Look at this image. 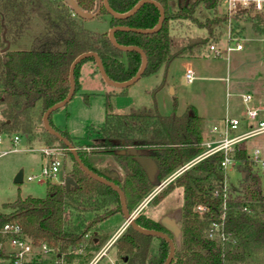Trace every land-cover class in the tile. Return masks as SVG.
<instances>
[{
	"label": "trees",
	"instance_id": "1",
	"mask_svg": "<svg viewBox=\"0 0 264 264\" xmlns=\"http://www.w3.org/2000/svg\"><path fill=\"white\" fill-rule=\"evenodd\" d=\"M76 1L83 10L91 12L98 0ZM108 1L113 10L125 13L140 0ZM157 1L165 11L160 29L154 32L119 29L115 32L118 43L137 45L146 53L147 67L143 75L157 74L162 66L168 67L178 57L204 54L218 41L217 26L226 20L219 14L218 0ZM201 8L207 9L211 15L200 18L197 13ZM39 9L55 17L46 21V32L35 38L31 49H6L8 43L15 42L25 32ZM102 15L110 17L111 27L122 25L146 29L156 26L160 10L154 3L146 2L132 15L116 18L102 5L97 16ZM243 16L251 17L254 29L264 34V14L261 11L252 9L247 14L235 15V18ZM84 21L64 0H0V134H20L48 146L58 143L71 155L73 165L67 174L78 183L77 187L67 190L64 182L47 179L45 196L19 195L14 201L6 202L5 207L11 211H0V229L6 222H19L26 236L35 243L46 241L68 262L79 257L77 251L94 224L117 211L122 212L121 202L116 190L86 173L66 144L46 130L43 115L51 105L68 95L70 67L80 54L97 52L108 76L115 81L132 78L142 65L140 52L117 48L111 42L108 30H92ZM175 22H187L206 32L204 35L175 33ZM232 31L241 35L237 26ZM85 62L96 66L93 57L85 58L77 65L76 90L80 87L79 78ZM95 70L99 72L97 66ZM111 94L107 93L103 125L99 129L88 128V137L96 133L95 142L82 143L67 129L56 127L53 114L57 110L51 113L49 120L77 148L85 165L123 189L127 207L133 211L165 178L203 151L204 117L193 105H188L181 114L163 115L157 106L117 113L109 101ZM131 146L140 155L155 161L152 173L129 151ZM105 155L111 161L105 159ZM236 158L244 169L239 188L230 185L227 191L224 190L223 154L217 152L180 174L153 199L151 203L158 204L175 186L183 188L178 236L144 213L136 217L140 226L164 230L173 238L176 250L171 264H247L250 257L264 246L263 176L255 169L244 143L240 145ZM97 162L106 166L114 164L119 174L101 170L96 166ZM72 211L83 215L78 217L81 218L79 222H73ZM88 212L95 213L89 220L86 218ZM84 219L88 221L85 227L81 225ZM94 238L93 255L105 241L99 237L96 242ZM154 238H158L155 250L152 249ZM113 246L117 251L116 259L120 258L124 264H164L170 251L164 238L141 233L131 225L125 228Z\"/></svg>",
	"mask_w": 264,
	"mask_h": 264
},
{
	"label": "rangeland",
	"instance_id": "2",
	"mask_svg": "<svg viewBox=\"0 0 264 264\" xmlns=\"http://www.w3.org/2000/svg\"><path fill=\"white\" fill-rule=\"evenodd\" d=\"M197 14L200 18L205 19L211 15V12L201 8ZM50 18L55 17L53 15L50 17L44 9H39L25 32L11 43L10 49H31L34 46L35 38L46 32V21ZM234 22L241 28V41L244 48L222 55H215L209 49L205 50L204 56L202 53V55L194 57L195 76L191 81L186 77L187 63L191 62L194 65V62L192 60L185 61L186 57L174 59L168 67L162 66L157 74L143 75L124 89L106 85L100 79L99 72L95 70L97 75H92L89 72L85 62L83 64L85 83L78 87L67 104L57 109L53 114L55 126L59 129H67L82 143L95 142L96 133L88 137L87 131L90 127L99 129L103 125L106 117L107 93H112L109 101L113 111L117 113H127L132 108L157 106L163 115L173 112L181 114L188 105H193L201 116H205L204 125L208 128L215 122H220V119L227 113L233 116L240 115L245 109V104L242 101L243 94L252 93L254 95L253 104L264 107V34L254 29L251 17L235 18ZM84 24L95 31H106L109 27V16L102 15L85 19ZM192 27L194 31H204L194 25ZM216 31L218 36L216 43L220 47H225L228 44V23L220 22ZM233 43L231 42V44ZM13 137V135L8 136L2 133V142H0V152L12 149L7 154L0 156V211L5 212L11 211V208L5 207L6 202L14 201L19 195L22 197L28 195L43 197L47 194V179L57 180L56 177L28 179L32 175L40 176L42 167L47 162L48 156L40 149L57 148L61 153L62 169L65 173L69 172L73 165L71 155L56 142L48 146L35 139L30 141L23 135L17 141H14ZM246 143L249 154H252L256 147L263 149L264 134L249 138ZM15 148L16 150H13ZM88 149H91V146ZM243 171V166L231 167L228 170L229 185L239 188ZM20 172H22V181L17 182L16 179ZM163 199L157 207H154L156 205L154 203L149 205L150 208H154L155 217L158 218L165 212L180 216L184 200L183 188L175 186ZM72 214L74 223L79 222L81 218L78 217L83 216L76 211H72ZM87 220L82 221L83 227L86 226ZM122 220L121 213H113L94 224L89 231L93 233L96 231L106 232L110 236L119 229ZM179 222L180 220L176 222L177 226L180 225ZM93 236L92 233L89 234L88 239L84 236L81 245L82 251H77L80 254L79 257L67 261L69 264H87L97 253L95 252L93 255L91 249L94 246ZM157 243L158 238H154L153 250ZM116 252L114 246L110 247L95 264H124L120 258L116 259ZM90 256L92 257L89 259ZM247 264H264V246L250 257Z\"/></svg>",
	"mask_w": 264,
	"mask_h": 264
},
{
	"label": "built area",
	"instance_id": "3",
	"mask_svg": "<svg viewBox=\"0 0 264 264\" xmlns=\"http://www.w3.org/2000/svg\"><path fill=\"white\" fill-rule=\"evenodd\" d=\"M252 9L261 11L264 14V0H218L219 14L225 17V21L228 23V44L225 47H220L217 43H213L209 46V50L215 55H222L233 50H242L244 48L241 41L242 36L235 35L232 31V28L237 26L234 22L235 15L241 13L247 14ZM238 29L241 28L238 27ZM231 42L234 43L231 44ZM186 77L189 81L194 78L193 64L191 62L187 63ZM242 101L245 104L243 112L237 116L227 113L220 119V122H215L210 128L209 135H204L202 143L203 151L190 161L181 165L156 186L132 211L133 216L137 217L180 174L204 158L217 152L223 154L221 166L225 171L224 190H228L230 186L228 183V170L231 167L242 165V162L236 158L240 145L244 143L248 146L246 141L249 138L264 134V107L253 104L254 95L252 93L243 94ZM20 137V135H15L13 140L17 141ZM0 142H2L1 134ZM13 150H16V148ZM40 150L48 156L47 162L43 165L40 176L32 175L28 179L33 180L37 177H56L59 179V174L63 170V162L60 157L61 153L58 152L57 148H42ZM10 151L12 149L4 150L0 152V156ZM249 157L254 161L255 169H258L263 176L264 150L261 147H256L252 154H249ZM0 235V264H69L65 257L57 254L54 248L46 241L35 243L30 237L26 236L19 222H6L0 229ZM115 241L116 238H113L87 264H95ZM78 251L81 252L82 249L80 248Z\"/></svg>",
	"mask_w": 264,
	"mask_h": 264
},
{
	"label": "water",
	"instance_id": "4",
	"mask_svg": "<svg viewBox=\"0 0 264 264\" xmlns=\"http://www.w3.org/2000/svg\"><path fill=\"white\" fill-rule=\"evenodd\" d=\"M64 1L72 8V10L74 11L75 14H78L79 16H81L84 19H91V18L97 16L99 14L101 8H102V5H104L106 7V9L109 11V13L112 14L116 18H125V17L132 15L146 2L154 3L160 10V19H159L158 23L156 24V26L153 28L143 29V28H133V27H129V26L116 25V26L111 27L109 30V38H110V40L114 46H116L117 48L124 50V51L136 50V51L140 52V54L142 55V65H141L140 69L138 70V72L132 78H130L126 81L112 80L108 76V74L105 70V67L103 65L102 59L97 52L89 51V52H84V53L80 54L79 56H77L74 59V61L71 64V67H70V77H69L70 78V90H69L68 95L63 100H61L60 102H57V103L51 105L45 111V113L43 115V124H44V127L46 128V130H48L51 134L55 135L56 137H58L60 140H62L66 144V146L69 148V150L73 154L76 162L79 164V166L86 173H88L90 176H92L96 180H98L104 184L109 185L110 187H112L114 190H116L118 192L119 197H120V202H121V210H122V212L125 216V220H126L125 221V228L127 226L131 225L141 233L164 238L169 243L170 251H169V254H168L164 264H171L173 257H174V254H175V250H176V246H175V242H174L173 238L164 230L149 229V228H144V227L140 226L136 221V217L133 216L132 211H130L127 207L126 195H125V192L123 191V189L118 184H116L114 181L110 180L109 178H107L105 176L99 175L98 173L93 171L91 168H89L87 165H85L83 163L81 157L78 154L77 148L73 145V143L66 136H64L60 131L55 129L51 125L50 120H49L51 113H53L55 110L59 109L60 107L64 106L65 104H67L69 102V100L73 97V95L75 94V91H76L75 69H76L77 65L82 60H84L85 58L93 57L95 59L96 66L98 67L99 73H100L101 77L103 78V80L108 85H111L114 87H119V88H125V87L132 85L138 79H140L142 77L146 67H147V55H146V53L144 52V50L142 48H140L137 45H123V44L118 43L117 40L115 39V32L119 29H121V30H136V31H140V32L157 31L162 26L164 18H165L164 8L157 0H140L129 11H127L125 13H118L111 8L108 0H98L96 3L95 9L90 12V11L83 10L76 0H64ZM9 46H10V43H8L6 49H9ZM129 151L133 152L135 154V158L143 165V167L148 172L152 173L154 171L155 161L152 158L140 155L139 153H137L135 151V149L132 146L129 147ZM21 176H22V172H20L18 174L17 179H16L17 182L21 181ZM59 180L64 182L67 190H70L72 186H74V187L78 186V183L73 178V176L65 173L64 170H62L60 172ZM169 228H170V231H172L175 234V236L179 235L180 227L177 226V223H174V225H171Z\"/></svg>",
	"mask_w": 264,
	"mask_h": 264
},
{
	"label": "crops",
	"instance_id": "5",
	"mask_svg": "<svg viewBox=\"0 0 264 264\" xmlns=\"http://www.w3.org/2000/svg\"><path fill=\"white\" fill-rule=\"evenodd\" d=\"M205 9V8H204ZM205 10H207V9H205ZM198 15V14H197ZM180 26V27H179ZM191 26H192V24H187V22H184L183 24H180V23H177V22H175L174 24H173V31L175 32V33H177V32H181V33H190V34H195V35H204V33H205V30L204 29H202V30H204L203 32H197V31H194V28L192 27L191 28ZM196 27V26H195ZM110 28H111V26H110V17H109V27H108V31L110 30ZM196 28H198V27H196ZM200 29V28H199ZM220 31V30H219ZM195 32V33H194ZM10 46H11V44H10ZM10 46H9V48H10ZM206 54V53H205ZM205 54H203V56L205 55ZM187 59L185 60V61H189V60H192L193 62H194V57H186ZM185 63V62H184ZM87 67H88V69H89V72L92 74V75H97L98 73L95 71V64L94 63H92V62H87ZM193 71H194V76H195V62H194V65H193ZM100 74V73H99ZM84 70H83V66H82V70H81V76H80V79H79V81H80V85H83V83H85V79H84ZM100 79H101V75H100ZM102 80V79H101ZM100 81V80H99ZM101 82V81H100ZM106 85H108L107 83H106ZM201 115V114H200ZM203 116V115H202ZM203 117H205V116H203ZM211 128V127H210ZM210 128H208L206 125H203V132H204V135L205 136H208L209 135V132H210ZM38 142H40V141H38ZM41 148V147H40ZM39 148V149H40ZM263 150H264V148H263ZM44 157H45V155L44 154H42ZM104 158L105 159H107V160H109V161H111L109 158V156H107V155H105L104 156ZM96 166L97 167H99L101 170H103V171H105V172H107V173H111V174H114V175H118L119 174V172H118V170H117V168H116V166L114 165V164H110L109 166H106L104 163H101V162H97L96 163ZM57 180H59V179H57ZM56 180V181H57ZM21 181H22V176H21ZM20 181V182H21ZM264 181V180H263ZM164 200V199H163ZM163 200H161L158 204H154L155 206L154 207H157ZM10 202H12V201H10ZM150 203L142 210V212L141 213H144L145 215H147L148 217H150V218H152V219H154V220H160V222L162 223V225L165 227V228H167L168 230H170V226L171 225H174V223H176L178 220H179V218H180V216L178 215V214H174V213H171V212H165V213H162L158 218L157 217H155V215H154V208H150ZM116 214L117 213H121V215L123 216V220L121 221V225H120V227H119V229L114 233V234H112V235H110V236H108V233H106V232H98V231H96V232H92V231H88L86 234H85V237H87V239H88V237H89V234H94V239H95V241L97 242L98 240H99V237H101L102 239L103 238H105L104 240V244L102 245V247L101 248H103L106 244H108L110 241H112L113 240V238H118L119 237V235L125 230V216H124V214H123V212H121V211H117V212H115ZM114 213V214H115ZM87 215H88V217H86L88 220L89 219H91V218H93L94 217V215H95V213L94 212H88L87 213ZM180 227V226H179ZM114 244V243H113ZM113 244L110 246V247H112L113 246ZM109 247V248H110ZM100 248V249H101ZM98 252V251H97ZM96 255V254H95ZM94 255V256H95ZM94 256L92 257V259L94 258ZM91 259V260H92ZM90 260V261H91Z\"/></svg>",
	"mask_w": 264,
	"mask_h": 264
}]
</instances>
